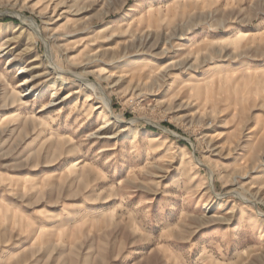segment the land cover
<instances>
[{"label": "rangeland", "instance_id": "rangeland-1", "mask_svg": "<svg viewBox=\"0 0 264 264\" xmlns=\"http://www.w3.org/2000/svg\"><path fill=\"white\" fill-rule=\"evenodd\" d=\"M0 264H264V0H0Z\"/></svg>", "mask_w": 264, "mask_h": 264}, {"label": "bare ground", "instance_id": "bare-ground-1", "mask_svg": "<svg viewBox=\"0 0 264 264\" xmlns=\"http://www.w3.org/2000/svg\"><path fill=\"white\" fill-rule=\"evenodd\" d=\"M194 45H195V40H192L190 43H187V44H184L183 46H181L180 49H182V50L190 49L191 50ZM82 80L85 83L87 82L85 79H82ZM24 83H26V81ZM87 84L89 85L90 83H87ZM90 86H92V85H90ZM93 86H95V85L93 84ZM97 89L99 90V88H97ZM103 104L106 107V109L111 113V105H110V102H109V100L107 98L103 99ZM106 127H107V124L105 122V123H103V124L98 126V128L96 129V132L101 131V133H102L106 129Z\"/></svg>", "mask_w": 264, "mask_h": 264}]
</instances>
